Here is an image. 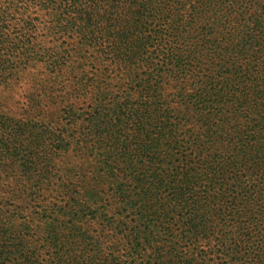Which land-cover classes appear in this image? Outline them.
I'll return each instance as SVG.
<instances>
[{
  "label": "trees",
  "instance_id": "trees-1",
  "mask_svg": "<svg viewBox=\"0 0 264 264\" xmlns=\"http://www.w3.org/2000/svg\"><path fill=\"white\" fill-rule=\"evenodd\" d=\"M1 3L28 36L3 34L6 62L40 24L60 43L53 69H0V134H22L19 99L50 149L30 183L0 170V264H264V0Z\"/></svg>",
  "mask_w": 264,
  "mask_h": 264
},
{
  "label": "rangeland",
  "instance_id": "rangeland-1",
  "mask_svg": "<svg viewBox=\"0 0 264 264\" xmlns=\"http://www.w3.org/2000/svg\"><path fill=\"white\" fill-rule=\"evenodd\" d=\"M25 14L23 10H18V8L9 9L7 5L1 3L0 4V23L2 25V21L4 19H11L13 17V25L9 28V31L0 30V38L3 37V34L7 36L8 39L14 40L18 39L22 44H26V38L28 37L23 36V34H17L15 32L21 31V16ZM50 25L48 24H40L37 26V36L36 41L39 42V46L41 49H35V55L32 60L29 61V65L20 66L19 61L17 59L9 57L6 62V57L9 56V52L0 51V59L4 62H0V69H53L50 67L51 62L54 58H51L50 54L46 50H52L55 45L60 43V40L55 42L54 38L50 31L48 30ZM51 29V28H50ZM16 43V40L14 41ZM51 51V55H52ZM26 50L23 49L17 56H21L26 54ZM27 66V67H26ZM7 94L3 95L6 96ZM19 102L14 103L13 106H8L7 113L12 116L14 119L21 121L23 123V131L22 134L15 137L14 139L11 138V141L8 139L6 134H0V147L4 145L7 147V150H3L0 152V170L4 172V176L7 175L9 179H21V181H26L30 183L31 179H34L37 174L38 170L42 168L45 164H48V159H50V149L47 147H42L39 143V137L41 136L37 129L29 124L24 117L21 116V108L23 106V101L16 99ZM10 141V142H9ZM145 144V143H143ZM146 144H149V136L147 137ZM146 149L142 153L141 160L137 159L133 161V166L135 165L134 173H141V171H146L148 168V163L151 160V156H148ZM150 153V152H149ZM59 161H57L58 163ZM225 176L227 180L230 176L228 172H224L222 177ZM225 183V181L223 182ZM43 196H47L46 194H42ZM226 198V196L224 197ZM221 204V202H220ZM224 205V204H222ZM64 209L71 211L77 214L79 220L76 222V225H84L86 229H88L89 233H94L97 230V225L100 224V220H95L91 216V212L94 211L92 207H90V211L82 208L76 207H69L68 205L63 203ZM225 207L217 206L216 209L213 211V214L216 215L217 218L214 219L215 225L219 226L220 222L223 219V211ZM131 212V211H130ZM79 213H82L79 215ZM133 225H137L136 222V211L135 208L133 209ZM129 216V213L125 211L121 218H126ZM226 224L228 223L227 218ZM130 225H132L130 223ZM181 225H174L172 226V230L174 231V235H179L182 231ZM40 239V236L37 237ZM220 264V263H219Z\"/></svg>",
  "mask_w": 264,
  "mask_h": 264
}]
</instances>
